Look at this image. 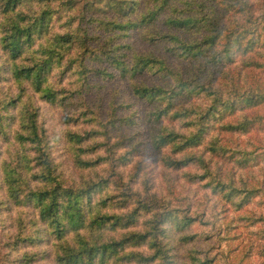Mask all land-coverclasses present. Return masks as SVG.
<instances>
[{
    "label": "trees",
    "instance_id": "obj_1",
    "mask_svg": "<svg viewBox=\"0 0 264 264\" xmlns=\"http://www.w3.org/2000/svg\"><path fill=\"white\" fill-rule=\"evenodd\" d=\"M75 1L0 0V215L17 213L14 232L0 239V264H168L158 237L166 224L191 227L209 218L200 207L192 215L171 205L179 193L174 172L166 176L167 191L134 187L142 160L129 172L121 167L142 143L171 171L202 167L203 174L186 175L210 177L218 204L239 211V236L264 248V213L246 208L264 195V134L255 132L264 128V0H153L136 20L94 16L93 4L75 10ZM165 9L157 31L151 24ZM55 19L66 29L52 31ZM96 24L124 34L108 37ZM137 31L152 47L166 44L138 50L126 41ZM145 73L158 79H136ZM97 78L130 79L132 94L147 103L143 114L119 117L117 106H95ZM40 101L60 110L75 171L55 161ZM139 119L148 127L141 144L117 130ZM220 206H211L213 225ZM233 218L217 222L227 241ZM140 246L147 252L132 248ZM215 262L192 255L186 264Z\"/></svg>",
    "mask_w": 264,
    "mask_h": 264
},
{
    "label": "rangeland",
    "instance_id": "obj_2",
    "mask_svg": "<svg viewBox=\"0 0 264 264\" xmlns=\"http://www.w3.org/2000/svg\"><path fill=\"white\" fill-rule=\"evenodd\" d=\"M58 3L59 1H57L54 5L55 8H57ZM262 3L264 4V2ZM89 4H93L90 8L91 12H98L95 13L94 16H100L99 13L103 12L101 16L104 17L106 15V17L109 19L118 17L119 19L125 18L127 20L128 18L132 17L131 19L136 20L141 19L143 14L148 13L153 8L154 1L136 0L135 2L123 1L119 3L117 0H76L75 10L81 9L84 6L88 8ZM261 4L258 3L257 8H260ZM177 5L182 8L181 3L178 1ZM106 10H109L107 14L104 13V11ZM166 10L167 9H165L162 15H158V19L151 24V26L154 27V29L157 31H159L160 28L164 26L163 20ZM121 14H124V16ZM1 20L2 15L0 14V22ZM52 24V31L61 32L66 29V23L64 21L55 19L52 20ZM96 26L98 27V31L104 30L103 32L107 31L106 28H108H103V26L99 27L97 24ZM107 32L108 33L106 35H108V37L124 34L123 31H117L115 28L113 31L108 30ZM122 41L123 39L120 40L119 43ZM126 41H132L135 48L138 50L153 49L156 51H161L160 48L164 47V44H166L165 41H161L158 42L159 44H161L160 46L152 47L147 42L141 40L138 31L132 32L131 36L126 39ZM38 43L39 41L34 46H37ZM3 56L4 55L0 53V61L2 60ZM136 79L139 81H149V83H151L153 81H156L158 77L156 75L153 76L152 74L145 73L141 76H137ZM94 81L98 82L101 85V87L92 92L90 96V100L94 103L95 106H105V111L108 108L112 110L113 105L117 106L118 109L116 110V114L119 117H122V115H127L134 110H137L140 114H143L142 111L147 108L146 102L140 100L138 97L132 94L130 88V79L116 78L112 81H104L100 78H97ZM5 82L6 81H3L2 85H5ZM38 103L40 104L42 120L44 121L45 126L48 129L49 136L52 138V148L55 161L58 162L61 167L65 166L67 168H72L75 171V168L72 167L71 160L69 158L67 143L68 138L67 136L65 137L63 133V130L65 129L62 120L60 119V110L42 101ZM122 104H132V106L130 108H120ZM117 130L123 133L127 132L128 134L133 133L134 137L136 138L134 142L140 140V144L142 142H145L148 138V127L145 125L143 119H139L138 123L132 127L121 126L117 128ZM255 132L256 136H262L264 134V128L258 129ZM243 138H246V136H241V139ZM141 145L142 151L138 152V155H134L132 163H129L127 166L121 167L124 173L129 172L136 160H142L143 168L141 170V176L138 178V183H136L134 187L137 190L141 191H144L145 188L146 191H149L151 193L165 191L167 186L165 183L166 176L174 172L177 176V179L175 180L177 190L176 192L179 193L177 194V199H170L171 205L179 207L181 209H188L190 214L192 215H196L194 210L200 207V209H205V215H207L209 218L205 223L196 221L191 225V227L179 228L177 225H172V223L170 222L166 224V230L164 232H160L158 234V237L160 238L161 248L163 249L164 253L168 255V264H186V261L190 262V258L192 255H197L202 259L210 257L213 260L215 257V264H264V248L262 246H255L252 244L250 245V242H246L244 237L239 236L240 231L238 227L239 225H241V222L240 224H238L237 216L239 214V211L233 209V207L231 209L229 207L224 209L218 204L220 200V193H215L212 185H209L210 177L203 179L200 176L196 179L186 175L187 172L195 173L196 171L200 172L199 174H203L204 171L202 167L196 164H190L186 167L180 168V170H176L177 172L171 171L173 169L166 168L163 165V161L159 158L160 154L155 150H152L149 144L142 143ZM169 154L173 157L177 156V154H174L172 152H169ZM100 172L101 174L98 178H100V176L104 174V170L102 169ZM114 188V193L117 194L118 192L119 194L121 192L119 191V189L116 190L117 185L114 186ZM263 196L259 197L258 195L259 198L257 197L256 200L254 199L249 207L247 206L246 208H253L256 211H261L264 213ZM257 201H260V203L255 204V202ZM215 205L220 207L219 211H215L217 213V216L215 217L216 223L215 225H213V218L210 217V215L212 214L211 206ZM111 210L119 211L117 207L112 206ZM16 214V210H8L3 211L2 215H0V239L5 240L6 233L14 232L15 227H13L14 225L11 217L16 216ZM149 215L150 214H145L143 216V219H147ZM229 216H236V220L235 218L232 219L231 228L226 233L232 236L233 239L227 241L220 235V233H218L219 228L217 222L223 223L227 220V218H229ZM17 223L20 227L21 222L18 221ZM259 226H261V224H259L258 227ZM243 231V235L247 236V229H244ZM220 232L222 233V231ZM262 242L264 243V239L262 240ZM252 246L254 247L252 248ZM132 248L142 250L144 252H147L148 250L147 246ZM2 250H4V247L1 243L0 254L4 253ZM245 256L253 257L245 258ZM163 261L165 262V257H163ZM37 263L42 264V261L31 262V264Z\"/></svg>",
    "mask_w": 264,
    "mask_h": 264
}]
</instances>
